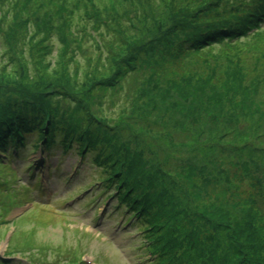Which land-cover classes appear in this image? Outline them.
<instances>
[{
	"label": "trees",
	"instance_id": "1",
	"mask_svg": "<svg viewBox=\"0 0 264 264\" xmlns=\"http://www.w3.org/2000/svg\"><path fill=\"white\" fill-rule=\"evenodd\" d=\"M7 1L0 0L1 6L4 7ZM48 1L53 3L55 9L41 8V0H25L21 7V17L32 28L23 29V35L17 30L19 26L3 29L11 30L8 35L14 33L18 37L16 46L21 40L25 44L23 51L26 52L27 48L29 53H25V56L22 54L26 59L21 62L10 59L3 65L5 74H10L12 81L5 79L6 89L0 92V152L9 158L14 155L12 151L18 154L20 151H34L38 147L43 151L59 147L61 150L70 148L79 157L87 155L91 163L102 171L97 181L114 188L115 197L130 214L128 220L135 219L134 223L132 220L129 223L133 226L139 224V234L143 235L150 248L149 252L157 259L158 264H264V229L258 222V216L260 215V219L262 216L260 213L257 216L251 213L255 207L261 208L260 202L264 203V189L256 193L258 178L252 177L255 172L243 168L245 185L253 189L246 199L238 196L239 186L231 182L230 174L222 171H215L213 176L208 174L218 182V177L224 174L227 186L232 189L231 194L228 190L223 193V201H227L228 205L230 203V211L213 215L206 212L203 206L189 207L188 203H198L201 200V192L194 190L201 189L196 177L199 175L201 181L203 171L191 163L182 166L180 171L175 166L169 173L165 166L170 167L172 162L162 165L160 154L154 157L153 164L148 159L144 160L143 154L132 149L129 143V139L136 136L132 130L140 131V126L135 120L127 124V118H121L128 113L131 95L125 93L123 99H115L113 104L108 98L112 87L118 86L117 83L120 84L127 75L141 66L143 69L150 66L160 69L184 62L208 50L213 51L215 48L255 38L256 34L264 31V0H211L208 4H199L194 11L184 12L175 24L157 31V36L143 43L136 56L113 58L114 63L124 64L129 58L133 61L125 63L124 71H111L109 75H100V69L90 66L84 70L86 65L76 66V72L67 67L72 62L69 54L74 55L70 44L78 47L74 40L68 42L66 39L68 35L76 34L72 31L71 22L73 19L79 20V35L81 24L87 20V12L92 7L100 11V7L109 6L106 0H66L65 3L63 0ZM64 5H67L68 10ZM117 6L118 0H115L112 7L115 10ZM12 9L8 8L5 12L9 20H14L15 13H12ZM67 18L68 23L65 24ZM59 27L63 33L60 45L54 44L50 38L57 34L53 30ZM51 28L53 30L50 31ZM130 28L132 27L127 25V36ZM114 40L118 41L117 38ZM7 44L6 42L3 49L5 54H8ZM54 50L56 56L53 57L58 61L52 60L51 65L46 64V59L52 56ZM139 58L145 61L137 63ZM83 59L86 57L83 56ZM228 62L230 60L219 65H226ZM32 69H36L39 74H35ZM49 69L54 76H50ZM221 69L213 66L205 74L196 77L197 86L190 97L191 106L187 107L189 110L193 107L191 113L176 104L177 100L185 98L184 92L178 83L171 81L170 87L176 92L175 98L171 97L170 106L162 103L163 112L172 110L173 113L168 114L174 115V118L180 117L184 122L198 121V127L221 124L227 131L222 136L232 135L234 129L239 127L242 117L245 121L252 119L251 117L259 118V122L264 120V113L261 112L264 110L260 106L255 107L254 111L230 108L232 104L227 101L241 85V71L233 62L227 71L222 72ZM83 71L90 72L93 76V71H96L99 75L86 79L84 87L76 91L75 88L78 89L81 85ZM59 72L62 73L61 78L57 76ZM91 92H95L97 102L90 101ZM104 104L106 110L102 106ZM198 130L202 131L201 128ZM255 130L252 129V134ZM237 134L240 133L236 131L231 139L234 140ZM185 137L177 136L174 141L177 145L186 146L190 140ZM257 138L264 140V127ZM211 160L212 158L209 159ZM171 173L176 176L173 183L166 179Z\"/></svg>",
	"mask_w": 264,
	"mask_h": 264
},
{
	"label": "rangeland",
	"instance_id": "2",
	"mask_svg": "<svg viewBox=\"0 0 264 264\" xmlns=\"http://www.w3.org/2000/svg\"><path fill=\"white\" fill-rule=\"evenodd\" d=\"M41 1L43 2L41 8L55 9L51 1ZM114 1L106 0L109 6L100 7V11L92 7L93 9L86 14V22L81 24L79 35L77 34L79 20L70 21L72 31L76 34L68 35L66 39L68 42L74 40L78 45L75 48L73 43L70 44L73 46L74 55L69 54L72 62H67V67L73 72H76L78 65L80 67L86 65L84 70L88 66L93 69L98 68L101 70H98L100 75L111 74V71H124L125 63L129 64V61L133 60L129 58L122 64L114 63L113 58L136 56L143 43L157 36L155 34L157 31L175 24L182 18L184 12L194 11L195 6L208 4L211 0H118L115 10L112 7ZM24 2L25 0H8L4 3V7L0 4L1 93L6 89V81H12L10 74H5V64L10 59L21 62L26 59L22 54L25 56V53H29L27 48L26 52L23 51L25 44L23 45L21 40L16 46L15 41L18 37L14 36V33L8 35L11 30H3L8 26H19L17 30L23 35V29L32 28V25H27L24 17H21V7ZM64 7L68 10L67 5ZM8 8H13L14 20L7 18L5 12ZM67 23L68 18L65 24ZM127 25L132 27L128 36ZM53 31L57 34L50 37L51 41L60 45L62 29L59 27ZM113 32L119 34L113 36L117 34ZM114 38L118 41L116 42ZM6 42L8 54L3 52ZM105 44L107 47H104ZM53 56H56L55 50L45 63L51 65L52 60L57 62L58 60ZM83 56L86 57L85 60ZM226 60L230 62L219 65ZM141 61L145 60L139 58L137 63ZM231 62L240 68L241 85L235 91V97L231 95L230 100L227 101L232 104L230 108L254 111L255 107L260 106L264 110V83H260L264 82V31L256 34L250 41H238L220 49L208 50L172 66L160 69L154 66L143 69L141 66L137 71L132 72L133 75H127L120 84L117 83L115 96L113 93L108 95L110 103L118 98L123 99L125 93L131 95L128 113L121 118H127L125 122L127 124L135 120L140 126V131L132 130L136 136L132 137L134 139L130 138L129 143L132 149L143 154L144 160L148 159L153 164L154 157L160 154L162 165L172 162L170 167L165 166L169 173L175 169V166L176 170L180 171L182 166L191 163L203 171L200 172L201 181L199 175L196 177L197 185L201 184L202 190L200 188V191L194 190L201 192V200L188 205L203 206L206 212L213 215H220L225 210L230 211V203L228 205L227 201H223V193L228 190L231 194L232 190L227 186L224 174L218 177L220 182L214 181L212 174L215 171L230 174L231 182L239 186L238 196L244 199L248 198L253 190L245 185L244 169L255 172L252 177L258 178L256 193L264 189V140L257 138V134L264 127V120L259 122V118L251 117L252 119L245 121L242 117L239 120V127L234 129V133L238 131L240 134L235 135V139L232 140L234 133L222 136L227 131L221 124L198 127V121L184 122L180 117L174 118V115L168 114L173 113L172 110L163 112L162 103H168L170 106L171 97L175 98L176 92L170 87V82L174 81L181 86L185 97L177 100L176 104L187 109L191 106L190 97L197 86L196 77L205 74L213 66H218L222 68V72H225ZM53 67L54 65L51 66ZM32 70L35 74H39L36 69ZM93 72L94 76L99 75L96 71ZM18 73L21 74L20 70ZM49 74L53 75L52 72ZM83 74L81 85L78 89L75 88L76 91L84 87L87 80L95 78L90 72L83 71ZM57 76L61 78L62 73L59 72ZM82 96L88 97L83 94ZM89 96L91 102L98 101L95 92L89 93ZM100 96L102 97L101 94ZM224 106L226 108V105ZM192 109L193 107L187 110L191 113ZM121 111L122 109L119 110L120 113ZM252 129H256L253 134ZM177 136H186L190 143L186 146L177 145L174 141ZM245 143L246 146H243ZM22 155L25 156L24 159L13 160L12 165L0 162V264H80L83 260H86L87 264L92 261L96 264H158L157 259L149 252L150 248H146L143 235L137 232L139 227H121L124 220L121 215L123 212L117 211L113 198L104 203L101 201L94 205L90 203L94 195L101 190L94 186L93 182L102 172L94 165L90 166L89 157L85 156L87 163L80 164L79 157L73 152L60 153L59 149H54L53 155L45 151L26 152ZM35 160H42L37 169L41 174L38 177L35 175L31 177L25 172L24 165ZM48 164L53 168L49 174H47ZM173 178L176 179L174 173L166 177L170 183L174 182ZM35 182H40V186L34 185ZM260 204L261 208L257 206L251 213H255L256 216L261 214L262 218L260 219L259 215L258 222L264 229V203L260 202ZM221 206V209H224L222 211Z\"/></svg>",
	"mask_w": 264,
	"mask_h": 264
},
{
	"label": "bare ground",
	"instance_id": "3",
	"mask_svg": "<svg viewBox=\"0 0 264 264\" xmlns=\"http://www.w3.org/2000/svg\"><path fill=\"white\" fill-rule=\"evenodd\" d=\"M118 75L121 76V73H118ZM115 89H118V86L117 87H112V90H109V91H111V93H113L114 96L116 95Z\"/></svg>",
	"mask_w": 264,
	"mask_h": 264
}]
</instances>
